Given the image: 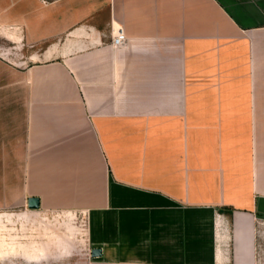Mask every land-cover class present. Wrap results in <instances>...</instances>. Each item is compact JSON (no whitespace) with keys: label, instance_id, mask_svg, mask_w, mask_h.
I'll return each instance as SVG.
<instances>
[{"label":"crops","instance_id":"crops-1","mask_svg":"<svg viewBox=\"0 0 264 264\" xmlns=\"http://www.w3.org/2000/svg\"><path fill=\"white\" fill-rule=\"evenodd\" d=\"M21 208L80 217L92 264H259L264 0H0V210ZM48 226L28 257L70 263L76 230Z\"/></svg>","mask_w":264,"mask_h":264},{"label":"rangeland","instance_id":"rangeland-1","mask_svg":"<svg viewBox=\"0 0 264 264\" xmlns=\"http://www.w3.org/2000/svg\"><path fill=\"white\" fill-rule=\"evenodd\" d=\"M39 214V220L33 222L32 216H26L27 210L24 208L21 209H13V210H0V214H3V221L1 220L0 224V249H6L7 253H5V257L1 256L0 253V264H42L40 262H32L30 258L25 257L24 250L31 252L35 249L41 247L45 240L42 238L41 231L39 227L44 223L51 225L55 228L61 229V225H68V223H72L71 226L76 230V238L75 242V255L71 258L70 263L67 264H92L94 262V258L91 255L90 246L87 243L86 237H82L83 231H85L83 220L79 217H75L72 215H62V216H50L37 211ZM74 219H71V218ZM35 219V217H34ZM63 228V227H62ZM62 231V230H61ZM49 233H53V231H48ZM52 240L54 241V236H52ZM2 241L7 243L12 242V247L14 252L10 253V249L2 248ZM258 259L259 264H264V221H261L258 224ZM53 243V242H52ZM52 245V244H51ZM53 247H49V251L54 252ZM29 255V254H28ZM55 255H50L53 258ZM44 258V256H43ZM45 264H56V263H45Z\"/></svg>","mask_w":264,"mask_h":264},{"label":"bare ground","instance_id":"bare-ground-1","mask_svg":"<svg viewBox=\"0 0 264 264\" xmlns=\"http://www.w3.org/2000/svg\"><path fill=\"white\" fill-rule=\"evenodd\" d=\"M3 216H4L3 214H0V221L1 220L3 221V219H2ZM71 219H73V218H71ZM0 224H1V222H0ZM71 225H72L71 222L68 223V226H69V229H67L68 232H71V230L73 229V226H71ZM39 229L41 231L42 238L45 240V243L43 244V246L46 248L45 249V248L42 247L41 248V251L43 249H45V251H49V247L51 246V244L53 242V240H52L53 237L52 236H54V233H49L48 231H52L51 230L52 228L49 227L48 225H44V224L41 223V226L39 227ZM69 239H70V237L67 236V240H69ZM68 243H69V241H67V245H68ZM6 246H7V249H10V251H9L10 253H12V251L14 252V249L15 248L12 247V242L5 244V242L2 241L1 247L2 248H6ZM66 249H68V246L66 247ZM15 251H16V249H15ZM34 251H35V249L32 251V253ZM0 253H1V256H2V259H3V257H5V253H7V250L6 249H4V250L3 249H0ZM24 254L26 255L25 257H27L28 254L31 255V252H28L27 250H24Z\"/></svg>","mask_w":264,"mask_h":264},{"label":"water","instance_id":"water-1","mask_svg":"<svg viewBox=\"0 0 264 264\" xmlns=\"http://www.w3.org/2000/svg\"><path fill=\"white\" fill-rule=\"evenodd\" d=\"M28 209L39 210L41 208L40 199L37 197H32L28 200ZM91 255L93 258H99L102 256V250L95 248L91 250Z\"/></svg>","mask_w":264,"mask_h":264},{"label":"built area","instance_id":"built-area-1","mask_svg":"<svg viewBox=\"0 0 264 264\" xmlns=\"http://www.w3.org/2000/svg\"><path fill=\"white\" fill-rule=\"evenodd\" d=\"M124 36L122 34H119L118 37H114L113 43L119 44L123 41Z\"/></svg>","mask_w":264,"mask_h":264},{"label":"trees","instance_id":"trees-1","mask_svg":"<svg viewBox=\"0 0 264 264\" xmlns=\"http://www.w3.org/2000/svg\"><path fill=\"white\" fill-rule=\"evenodd\" d=\"M225 211H227L230 215L233 214V209H230V208H225L224 209Z\"/></svg>","mask_w":264,"mask_h":264}]
</instances>
